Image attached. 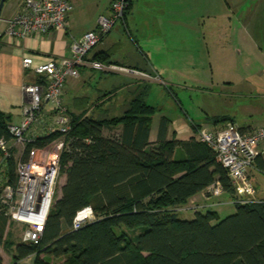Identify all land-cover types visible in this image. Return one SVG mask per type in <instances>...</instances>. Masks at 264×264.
I'll return each mask as SVG.
<instances>
[{
    "label": "trees",
    "instance_id": "obj_1",
    "mask_svg": "<svg viewBox=\"0 0 264 264\" xmlns=\"http://www.w3.org/2000/svg\"><path fill=\"white\" fill-rule=\"evenodd\" d=\"M132 4L130 0L126 18ZM87 59L122 65L108 54H88ZM150 88L137 87L121 112L110 118L88 116L87 110L81 115L69 112L61 195L41 240L19 244L15 262L36 255V264H51L50 257L64 258L65 264H264V199L236 201L227 169L198 138L200 123L194 127L197 137L169 139L170 120L162 116L157 140L151 142L153 117L160 110L147 101ZM220 121L233 122L226 117ZM1 136L12 137L2 113ZM61 136L56 131L39 137L28 149ZM179 146L184 157L176 155ZM256 169L264 173V159L257 158ZM5 170V177L15 184L13 160ZM216 182L233 199L235 212L223 218L209 209L190 220L181 218L180 206ZM88 206L94 218L75 229V216ZM7 224L0 205V242Z\"/></svg>",
    "mask_w": 264,
    "mask_h": 264
},
{
    "label": "built area",
    "instance_id": "obj_2",
    "mask_svg": "<svg viewBox=\"0 0 264 264\" xmlns=\"http://www.w3.org/2000/svg\"><path fill=\"white\" fill-rule=\"evenodd\" d=\"M129 6L130 0H112L110 13L98 17L95 30L72 39L69 56L49 58L38 65L33 64L31 56L23 60L24 67L32 68L37 79H42L24 85L22 120L8 126L11 139L0 137V205L8 219L26 225L22 237L25 243L41 240L59 189L61 154L67 146L65 135L71 129L72 120L64 103L66 82L69 77L78 78L85 66L110 72L126 69L88 60L87 55L116 25L125 22ZM72 8L71 0H23L21 10L8 20L6 35L9 38L47 35L65 26ZM56 131L62 133L60 138L42 147L28 149L37 138ZM198 138L213 149L218 161L227 169L235 188L236 201L247 203L257 199L252 171L256 169L257 158L264 159V125L249 130L241 129L232 121L220 128L202 126L198 130ZM18 145L22 149L17 156L16 182L12 184L2 171L14 156L13 147ZM205 191L207 198L224 194L218 182ZM93 218L90 206L81 209L74 218V228Z\"/></svg>",
    "mask_w": 264,
    "mask_h": 264
},
{
    "label": "crops",
    "instance_id": "obj_3",
    "mask_svg": "<svg viewBox=\"0 0 264 264\" xmlns=\"http://www.w3.org/2000/svg\"><path fill=\"white\" fill-rule=\"evenodd\" d=\"M182 1L133 0L125 22L118 24L89 53V56L108 54L109 59L119 62L123 65L120 67L126 69L113 72L117 73L118 76L114 77L113 80L110 79V81H106L110 77L103 74L95 75L94 78L92 76L94 70L88 66L81 68V74L78 78L69 77L64 93V103L69 112L73 115H79L88 105L90 99L104 93L111 85L113 87L122 86L121 90L134 92L140 85L150 84L151 88L147 101L152 104L150 100L154 91H157L155 88L163 84L162 75L164 68L167 67L168 55L173 54L174 49L178 46V41L181 40L182 42L184 38ZM111 2L112 0H71L73 8L69 12L63 28H57L47 35L32 34L26 38H9L6 35L8 20L21 10L23 0H6L0 16V113L5 116L8 126L22 120V104L25 101L24 85L35 82L38 77L32 68L24 67V58L31 56L33 64L38 65L49 58L59 59L69 56L72 39L80 38L84 33L95 30L98 17L110 13ZM223 19L227 21L225 16ZM131 36L137 40V43L132 40ZM261 95L264 97L263 90ZM154 106L158 107L157 105ZM48 107L51 108L52 106L49 105ZM162 116L166 115L160 111L153 117L151 142L157 140ZM156 117H159V121L156 123L155 135L153 128ZM221 119V117L217 118L219 122H214V119L209 120L211 122L209 127L220 128L224 126L226 122L220 121ZM169 120V139L173 136L179 140L197 137L194 124L198 120L191 119L189 124L177 123L176 125L174 120L171 118ZM231 120L243 130L264 125V120L255 125H240L233 118ZM176 155L184 157L183 149L180 146L176 150ZM257 172H253L252 177L257 186L258 195ZM205 193L204 190L192 197L187 204L180 206L179 213L187 214L188 211L193 210L195 215L196 212H206L213 209L222 217L220 213L222 205L233 202L231 197L226 200L221 198L214 200V198H207ZM257 199H264V197L257 196ZM25 228L26 225L8 219L3 240L0 242L2 264H36V255L22 258L17 262L13 258L17 246L23 243L22 237ZM40 258H45V254H41ZM49 260L51 264H65L64 258L50 257Z\"/></svg>",
    "mask_w": 264,
    "mask_h": 264
},
{
    "label": "rangeland",
    "instance_id": "obj_4",
    "mask_svg": "<svg viewBox=\"0 0 264 264\" xmlns=\"http://www.w3.org/2000/svg\"><path fill=\"white\" fill-rule=\"evenodd\" d=\"M182 8L184 38L178 41L173 54L168 55L163 84L155 88L151 103L174 120L175 125L189 124L194 119L201 127H209V120L216 117H231L240 125L263 122L264 0H183ZM93 72L94 78L102 74L110 77L106 81L118 76L110 71ZM121 87L111 85L104 93L90 99L82 112L87 110L88 116L95 118L117 115L133 92ZM158 121L156 117L155 135ZM20 149V145L13 147L14 156L10 158L16 176ZM0 156L2 159L1 151ZM65 178V173L61 172L55 200L60 197ZM256 178L257 196L264 197V173L258 171ZM217 198L226 200L229 196L223 194L214 200ZM235 210L234 202H229L222 205L220 213L224 218ZM188 212L180 217L193 219L194 211Z\"/></svg>",
    "mask_w": 264,
    "mask_h": 264
},
{
    "label": "water",
    "instance_id": "obj_5",
    "mask_svg": "<svg viewBox=\"0 0 264 264\" xmlns=\"http://www.w3.org/2000/svg\"><path fill=\"white\" fill-rule=\"evenodd\" d=\"M5 3H6V0H0V16H1Z\"/></svg>",
    "mask_w": 264,
    "mask_h": 264
}]
</instances>
